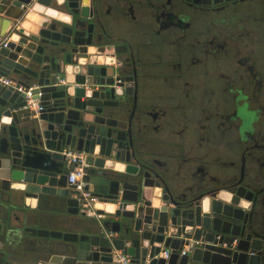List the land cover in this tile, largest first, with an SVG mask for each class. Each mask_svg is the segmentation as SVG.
Instances as JSON below:
<instances>
[{
    "label": "water",
    "instance_id": "water-1",
    "mask_svg": "<svg viewBox=\"0 0 264 264\" xmlns=\"http://www.w3.org/2000/svg\"><path fill=\"white\" fill-rule=\"evenodd\" d=\"M128 8L0 0V37L13 29L0 76L14 84H0V264H118L117 251L131 264H262L251 199L178 177L157 154L171 148L129 117V61L107 32ZM67 149L85 155V189L107 204L101 219L80 213ZM19 208L34 227L13 226Z\"/></svg>",
    "mask_w": 264,
    "mask_h": 264
},
{
    "label": "flooded vegetation",
    "instance_id": "flooded-vegetation-1",
    "mask_svg": "<svg viewBox=\"0 0 264 264\" xmlns=\"http://www.w3.org/2000/svg\"><path fill=\"white\" fill-rule=\"evenodd\" d=\"M151 1L129 0L121 26L107 28L129 61V117L171 148L157 154L178 177L251 199L264 264V60L252 49L264 25L250 18L264 0Z\"/></svg>",
    "mask_w": 264,
    "mask_h": 264
},
{
    "label": "built area",
    "instance_id": "built-area-1",
    "mask_svg": "<svg viewBox=\"0 0 264 264\" xmlns=\"http://www.w3.org/2000/svg\"><path fill=\"white\" fill-rule=\"evenodd\" d=\"M12 30L13 29H11V31H8V34L5 39L0 42V47L7 46L13 33ZM61 82L64 81L61 80ZM0 84L5 86H14L11 79L4 78L2 76H0ZM28 95L30 96V92H28ZM64 156L67 167L69 169L68 186L72 187L76 192L79 193L77 198L80 205V213L90 218L101 219L102 215L98 214V208L96 207V204L100 201V199L97 196L93 195L90 191L85 189L86 182L84 177L86 165L84 161V153L76 150L67 149L64 151ZM182 254H185V251H183ZM164 256L165 258L169 257V252L164 251ZM115 258V262L118 264H131V258L125 255L122 251H117Z\"/></svg>",
    "mask_w": 264,
    "mask_h": 264
},
{
    "label": "crops",
    "instance_id": "crops-1",
    "mask_svg": "<svg viewBox=\"0 0 264 264\" xmlns=\"http://www.w3.org/2000/svg\"><path fill=\"white\" fill-rule=\"evenodd\" d=\"M4 21L1 19V17H0V30H1V28L4 26V23H3ZM6 23V22H5ZM8 30H9V27H8V29L6 30V33H5V36L4 37H0V42L1 41H3L4 39H5V37L7 36V34H8ZM27 205H29V206H31L32 208H34V207H37V201H28L27 202ZM44 208H46V207H48V206H46V205H44L43 206ZM96 207L98 208V211H100V210H104V211H106V208H107V204H105V203H101V201H99L97 204H96ZM48 209L50 210V212H53V207H48ZM22 208H19L17 211H16V213H15V216H14V219H13V226L14 227H17V228H22V229H24L25 227H34V225H32V224H26L25 222H23L22 221ZM87 219L89 218V217H86ZM91 219H93V218H91ZM95 219H98V218H95Z\"/></svg>",
    "mask_w": 264,
    "mask_h": 264
},
{
    "label": "rangeland",
    "instance_id": "rangeland-1",
    "mask_svg": "<svg viewBox=\"0 0 264 264\" xmlns=\"http://www.w3.org/2000/svg\"><path fill=\"white\" fill-rule=\"evenodd\" d=\"M256 12V13H255ZM255 12L251 13V17L250 18H258V22H261L262 25H264V3L262 4V6L257 7L255 9ZM250 13V12H249ZM245 17H243L244 19ZM261 39L260 43H256V45H254L252 47V49L254 50V57L257 60L259 66H262V61L264 60V35L259 37ZM263 68V66H262ZM242 117L244 119H247L249 117V114L246 113L245 111H242Z\"/></svg>",
    "mask_w": 264,
    "mask_h": 264
}]
</instances>
